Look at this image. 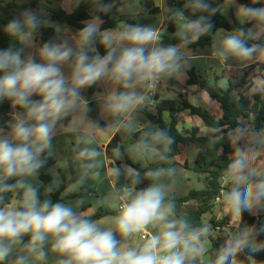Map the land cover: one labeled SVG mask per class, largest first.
<instances>
[{"label": "clouds", "instance_id": "9594fccd", "mask_svg": "<svg viewBox=\"0 0 264 264\" xmlns=\"http://www.w3.org/2000/svg\"><path fill=\"white\" fill-rule=\"evenodd\" d=\"M81 3L92 11L77 30L42 7L20 10L2 28L11 42L0 48V104L11 111L7 130L0 127V264H264V165L256 163L264 160V125L241 116L227 128L214 120L200 131L220 157L225 143L231 149L220 180L233 223L209 257L215 227L179 211L175 137L146 115L155 112L160 90L176 99L175 85L201 57L230 77L209 88L235 94L237 106L264 95V0H183L182 7L160 0L152 24L142 18L148 0H63V7L70 13ZM230 14L236 26L218 28L214 17ZM109 15L126 19L104 28ZM168 24L175 43L165 42ZM202 38L210 39L203 52L193 47ZM93 87L101 89L92 97L95 117L86 96ZM196 98L195 107L216 111ZM99 133L120 137L111 166ZM61 136L70 138L65 154L48 168ZM89 204L113 218L99 222L85 212Z\"/></svg>", "mask_w": 264, "mask_h": 264}, {"label": "trees", "instance_id": "16d2710c", "mask_svg": "<svg viewBox=\"0 0 264 264\" xmlns=\"http://www.w3.org/2000/svg\"><path fill=\"white\" fill-rule=\"evenodd\" d=\"M61 0H56V2H60ZM241 3H248L249 0H240ZM168 3L176 6L182 7L183 0H168ZM12 7L22 10L24 8H44L50 15L51 19L55 22H59L61 24L69 25L73 30H77L83 26L82 22L88 18H90L91 8L86 3H81V5L77 8H74L70 13L66 12L64 9L61 8L58 4H53L50 1L40 2L38 0H33L26 4H12ZM152 13L158 14L160 9L158 7H153L150 10ZM186 15H191L190 13L186 12ZM12 16H7L4 19H0V48L7 47L9 45L10 38L7 37L6 34L3 33L2 28L3 25L7 23ZM118 19H112L111 15L105 16L104 20L105 23L103 25L104 28H111L114 27L115 24L121 20L118 15H116ZM131 22V21H130ZM214 22L216 26L223 27L226 30H231L234 26H236L235 18L232 16L231 20H228L225 16L217 15L214 17ZM168 33L171 37V34L175 31V28L172 24H168ZM43 36H51L53 34L51 29L42 30ZM170 37L165 35L164 39L165 42H172L175 43L174 40H171ZM210 44L209 38H202L197 45H194V48H204ZM101 51H103L101 49ZM226 77L230 79V77L226 74L225 70L223 69L217 77ZM214 78V79H215ZM209 81L203 79L200 75H198L194 68L188 73V79L185 82L186 86H195L198 90L205 92L209 97V92L211 94L212 99H214L221 111V117L217 118L210 112L206 111L201 107H195L187 100L183 99L179 104H175L163 99H157L156 103V113L150 114L146 113L147 118L152 120L153 122L159 124L161 127H168L171 131V134L175 137L176 144L174 145V154L173 157L178 155L181 151L182 146H186L192 143H198L199 148L196 153V157L191 169L203 175V187L201 189L195 190L192 189L188 192L187 195L183 197H178V207L179 210L183 205L188 204L191 201H195L197 206L195 208H191L187 210L186 214L195 222L202 223V217L210 212L211 208L213 207L216 198L220 197L221 191L224 189L222 187L219 179L221 174V169L226 165L227 160L226 156L231 151L228 147L227 143L224 145V153L223 157H220L219 153L213 151L211 148L206 145V138L203 135L199 134V130L195 127L191 128L190 133L187 135H183L178 130V120L176 115L184 110L188 111L189 116H196L200 119V121L207 126L208 124L212 123L214 120H219L220 124L223 127L227 128L228 124H234L235 120L238 117H252L253 123L257 126L264 125V95L257 96L253 101L249 102L247 100H242V106H237V104L233 101L234 95L231 97L230 92H222L219 89H210L209 88ZM245 80L241 79L235 87H241L244 84ZM94 88V87H93ZM93 88L88 90V94L91 95L93 93ZM207 89V90H206ZM11 111L8 103L0 104V127L6 128V122L9 119V112ZM163 112L167 113L169 118V122L163 118ZM119 136H113L106 144V148L108 150V159L111 161V146L117 143H120ZM112 163V161H111ZM54 165V159L49 160L48 168H51ZM186 161L184 166H186ZM40 179L47 183L51 179V176L47 169L42 171ZM66 186L68 187L71 184V180L65 181ZM66 187V188H67ZM60 193L57 192L53 195V200L59 198ZM104 215V212L99 211L94 215V219H98ZM230 219V215L227 213L225 217L219 220H215L214 218L210 219V224L215 227L217 230L215 234H211L209 239L210 247L208 255L209 257L212 255V250L221 243L224 239V236L229 232L226 229H223L225 225L228 224ZM245 221L248 223L254 222V219L248 216H245ZM258 259L264 260V253L259 254ZM245 264H248L245 261Z\"/></svg>", "mask_w": 264, "mask_h": 264}, {"label": "rangeland", "instance_id": "374dc122", "mask_svg": "<svg viewBox=\"0 0 264 264\" xmlns=\"http://www.w3.org/2000/svg\"><path fill=\"white\" fill-rule=\"evenodd\" d=\"M31 1H33V0H7V3L4 4L3 7H0V19H4L7 16H13L20 11L16 8L12 7L11 6L12 4H26V3L31 2ZM38 1H40V2L50 1L53 4L55 3L58 5H60V2H61V1L56 2V0H38ZM0 3H3V0H0ZM158 16H159V14H155V13H152L151 11H149V13L142 18L144 19V22L146 24H152V23H157ZM111 18L115 20L116 15H111ZM167 29H168V26H167ZM166 34L170 35L168 33V31ZM48 37L49 36H43V39L46 40ZM201 52H203V51L201 50ZM196 61H194V62L196 63ZM209 61L211 62V65L213 66L214 72H219L222 67L219 64H217L211 60H209ZM194 66H196V64H194ZM204 75L208 76L211 79V73L209 72L208 69H207V71L204 72ZM175 86L180 89V91L178 89H175V91L177 93L175 100H168L167 99V94H168L167 89L160 90L156 95L159 97V99L167 100V101L175 103V104H179L181 102V100L185 99L188 102H190L192 105H196L198 103L196 96L199 95V103H211V101H209L208 98L202 99V96L200 95L201 91L198 90V88L195 86H193V87L186 86L185 83L183 85H175ZM97 91H101V89L94 87L93 93L91 95L88 94V91L86 93L87 98L93 103L94 109H96V105H95V101H92V97ZM156 103H157V99L155 101V104ZM97 112H98V109L94 110L92 113H90V115L95 117L97 115ZM155 113H156V108H155V112L150 113V114H155ZM179 115H181V114L178 113L176 116L178 117L177 119L179 120V122L181 120V123L179 125V129H180V132L182 134L185 135V134L190 133L191 127L192 128L195 127L199 130V134L201 135L200 131L205 129L206 126L200 121V119L198 117L188 116V111L182 112L183 118H181V116H179ZM163 117L166 120V123H168L169 118H168L166 112L163 114ZM251 120L253 122V118H251ZM5 130H7V125H6ZM110 137H111V135L99 133L98 134V141L101 145L106 147V144L109 141ZM69 140H70V138L67 136H61L58 138L57 157L53 158L54 159V165L51 168H55V165H56L57 161L59 160V158L65 154L64 149H65V146L67 145V143L69 142ZM198 148H199L198 143H192V144H188L186 146H182L180 153L173 157L174 163L178 169L177 180H178L179 197H183V196L187 195L188 192L192 189L198 190V189H201L203 187V175L198 174L191 169V167L193 166ZM185 161L187 164L186 166H184ZM105 163L107 166H111V164H112L111 161L108 159V157H106ZM256 163H257V166L264 165V160L257 161ZM58 166H59V161H58ZM61 175L62 176L65 175V181L70 179L67 176V174H64L63 172H61ZM70 185L65 189L67 192H69V194H71ZM101 187H106V185L105 186H96L94 189V194H99ZM223 187H225V185H223ZM69 198H71V197H69ZM196 206H197V203L195 201H191L188 204L183 205L179 211L183 214H186L187 210H189L191 208H195ZM99 211L104 212V215L97 219L101 223H108L114 216V213L107 212L103 209H96L91 204H89L88 206L85 207V212H89V213L95 212V214H96ZM227 213L228 212L226 210V207L223 205V202L221 199V194H220L219 199L215 201L210 212H208L207 214H205L202 217V223L210 224V219H212V218H214L215 220L222 219L223 217H225L227 215ZM232 223H233V218L230 217L228 224L225 225V227L223 229H226L227 231H229ZM216 231L217 230L215 229V231L212 234H215ZM136 242H137V240L133 241V243H136ZM206 243H207V247L209 249L210 241L207 240Z\"/></svg>", "mask_w": 264, "mask_h": 264}, {"label": "crops", "instance_id": "0c3cea01", "mask_svg": "<svg viewBox=\"0 0 264 264\" xmlns=\"http://www.w3.org/2000/svg\"><path fill=\"white\" fill-rule=\"evenodd\" d=\"M156 4V5H155ZM155 4H154V2H153V0H148V7H149V10H151L153 7H157V6H159V4H160V0H155ZM60 6H61V8L62 9H64V7H63V0H61V2H60ZM159 14V13H158ZM234 17V15L233 14H230L229 16H225L228 20H231V17ZM118 17H120V16H118ZM235 18V17H234ZM116 19H118V18H116ZM120 19H126L125 17H120ZM168 37H170L168 34H166ZM207 47V46H206ZM206 47H204V48H198V49H200V50H204V49H206ZM198 62H197V61ZM195 61H196V66H193V68H194V70H195V72L198 74V75H200L203 79H206L207 81H211V80H213L216 76H218L219 74H220V72L223 70V68H221L220 69V71L219 72H214V69H213V66L211 65V62L208 60V59H206V58H203V57H201V58H198V59H196ZM207 69L209 70V72L211 73V79L208 77V76H205L204 75V72L205 71H207ZM203 71V72H202ZM251 71V69H248L245 73H244V77H245V79H246V77H247V75H248V72H250ZM208 73V72H207ZM225 79H227L226 77H224ZM244 79V80H245ZM260 86V84H259V82L257 83V87H259ZM193 87V86H192ZM200 95L202 96V99H204V98H208L209 99V97H208V95L205 93V92H203V91H201L200 92ZM158 97V96H157ZM158 99H159V97H158ZM160 100V99H159ZM211 103L214 105V107H215V109H216V111L215 112H210L211 114H213L215 117H217V118H219V117H221V111H220V109H219V106H218V104L216 103V102H214V101H211ZM202 108V107H201ZM204 109V108H203ZM184 111H187V110H184ZM182 112L183 111H181V112H179L181 115H179V116H181V118H183L182 116ZM165 112H163V114H164ZM189 116V115H188ZM177 117V116H176ZM190 117H192V116H190ZM164 118V117H163ZM178 118V117H177ZM252 117H250V119H251ZM165 120V119H164ZM178 120V119H177ZM166 121V120H165ZM180 123H181V120H180V122H179V120H178V125H177V127H178V130L180 131V129H179V125H180ZM192 128V127H191ZM189 134V133H188ZM184 135V134H183ZM185 135H187V134H185ZM111 137H112V135H111ZM110 137V138H111ZM110 140V139H109ZM137 242H138V240H137ZM209 256V255H208Z\"/></svg>", "mask_w": 264, "mask_h": 264}, {"label": "built area", "instance_id": "2783aa9c", "mask_svg": "<svg viewBox=\"0 0 264 264\" xmlns=\"http://www.w3.org/2000/svg\"><path fill=\"white\" fill-rule=\"evenodd\" d=\"M156 94H157V93H156ZM156 94H155V95H156ZM219 181H220V183H221V185H222V187H223V185H224V184L221 182V180H220V179H219ZM221 192H222V191H221ZM218 199H219V197H218V198H216V200H218ZM145 235H147V233H146Z\"/></svg>", "mask_w": 264, "mask_h": 264}]
</instances>
